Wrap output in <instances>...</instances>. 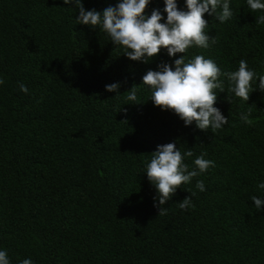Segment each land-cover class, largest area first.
<instances>
[{
	"label": "trees",
	"instance_id": "trees-1",
	"mask_svg": "<svg viewBox=\"0 0 264 264\" xmlns=\"http://www.w3.org/2000/svg\"><path fill=\"white\" fill-rule=\"evenodd\" d=\"M121 0H82L102 12ZM264 2V0H262ZM233 16L204 14L209 46H191L186 62L203 55L221 72L245 60L264 75V24L247 0H228ZM186 11V0H177ZM164 0H150L145 14ZM222 8L216 10L219 15ZM79 10L63 0H0V250L10 264H264V91L252 82L249 100L217 90L221 129L186 126L150 99L148 70L183 54L166 49L130 60L97 26L78 24ZM24 84L28 92L20 90ZM119 83V93L106 85ZM136 85L137 100L127 99ZM251 113V125L241 115ZM175 143L189 169L202 153L215 162L154 206L146 174L158 145ZM203 181L205 191L197 187ZM191 196L189 208L179 202ZM158 203V201H156Z\"/></svg>",
	"mask_w": 264,
	"mask_h": 264
},
{
	"label": "clouds",
	"instance_id": "clouds-1",
	"mask_svg": "<svg viewBox=\"0 0 264 264\" xmlns=\"http://www.w3.org/2000/svg\"><path fill=\"white\" fill-rule=\"evenodd\" d=\"M64 4L74 3L79 10L78 24L88 25L93 28L97 26L109 35L115 45L127 49L125 55L133 61L143 60L147 63L151 58L158 55L161 49H166L169 57L183 54L174 60L173 65L162 63L159 70H148L143 76L144 85L150 86L152 90L151 100L154 105L162 110H171L184 121L186 126L195 122L196 127L202 131H213L221 129L228 124V119L221 111L214 107L217 101V90L224 92V84L219 78L221 75L227 78L231 87L229 91L243 101H248L250 93L256 88L264 91V75H259L249 69L245 60L239 62L235 71L221 72L217 64L206 59L203 55L195 57L186 62L184 54L191 46L201 48L209 46V40L215 42L205 32L208 22L204 14L216 16L223 23L232 18L228 0H186L187 10H180L177 0H164L166 22L159 9H154L151 15L145 14L150 0H121L115 7L109 6L102 12L95 9L85 10L82 0H63ZM247 5L252 12L264 11L262 0H247ZM222 8L219 15L216 10ZM257 24H264V15L256 19ZM258 78V86L253 88L252 82ZM5 81L0 79V85ZM119 83L106 85L108 92L119 93ZM20 90L28 92L24 84L19 85ZM127 99L135 102L137 100L136 85L129 90ZM251 113L241 115V120L249 125L253 123L249 116ZM191 150L183 154L177 149L175 143L158 145L157 150L152 153L150 162L146 167L149 181L155 185L158 196L154 197V206L159 209V215H166L167 201L176 193L182 184L189 183L193 178L206 172L210 167H215V162L205 159L206 153H202L194 160L195 167L189 169L185 163V157H192ZM196 187L205 191L203 181H197ZM264 189V183L259 185ZM251 200L258 211L264 205V200L253 196ZM158 201V203H156ZM191 196L179 202L181 210L189 208ZM0 264H10L6 250H0ZM21 264H33L30 258L21 261Z\"/></svg>",
	"mask_w": 264,
	"mask_h": 264
}]
</instances>
